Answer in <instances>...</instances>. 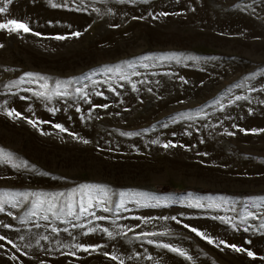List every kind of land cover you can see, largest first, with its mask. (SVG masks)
Masks as SVG:
<instances>
[{"label": "rangeland", "instance_id": "374dc122", "mask_svg": "<svg viewBox=\"0 0 264 264\" xmlns=\"http://www.w3.org/2000/svg\"><path fill=\"white\" fill-rule=\"evenodd\" d=\"M54 2L69 7L53 8L49 0L8 4L12 18L27 20L42 36L0 31V105L7 101L5 106L23 117L50 121L33 127L0 108V149L11 152L19 165L0 161V194L63 192V203L80 185L98 184L109 191L111 211L105 212L104 205L89 209L107 217L99 220L78 217L77 207V215L56 219L41 210L33 217L30 206L6 205L0 212V234L28 255L6 245L7 254L0 249V264H118L104 252L125 264H264L259 259L264 256V133L240 131L264 128V0H83L80 10L81 0ZM73 31L81 35L51 38ZM117 68L129 79L121 80ZM28 73L47 80H34ZM57 81L70 82L60 89L67 95L54 94ZM45 83L47 89L41 87ZM103 104L108 107H93ZM57 123L77 136L52 126ZM168 141L177 146L165 149ZM162 186L179 193H160L156 188ZM121 192L127 195L124 207L117 208ZM197 202L208 206L196 207ZM45 214L49 221L43 220ZM220 216L231 217L238 227ZM5 223H12L13 230L5 229ZM183 224L198 227L216 244ZM53 227L64 243L72 233L79 242L102 247L76 256L61 254L72 248L45 252L34 240L31 248H23L19 235L30 230L53 236ZM89 227L96 231L83 235ZM141 231L157 235L143 237ZM149 239L181 247L192 260L149 244ZM221 239L257 258L219 244ZM41 245L57 247L55 239ZM13 253L19 261L8 259Z\"/></svg>", "mask_w": 264, "mask_h": 264}, {"label": "snow or ice", "instance_id": "6c2138e0", "mask_svg": "<svg viewBox=\"0 0 264 264\" xmlns=\"http://www.w3.org/2000/svg\"><path fill=\"white\" fill-rule=\"evenodd\" d=\"M11 2H12V0H4V3L2 5H0V31H3L8 35H16V36H21V37H22L23 33H31L32 35H35V36H42L43 35L42 33L38 32V31H34L30 27V24L27 20L16 19V18H12L10 16L8 4H10ZM49 3L51 5V7H53V8H57V7L67 8V7H69V5L67 3L57 4L54 2V0H49ZM82 7H83V0H81V5L78 7L77 10H80ZM83 10H87V9H83ZM96 11H99V10L97 9ZM160 15L166 16V15H168V13H160ZM49 23H51V21H49ZM112 26L113 27H119V25H112ZM80 35H81V33L79 31H73V32L67 33L66 35L57 34L51 38L56 39V40H65L68 37H79ZM2 47H3V44H0V48H2ZM144 59H147V57H144ZM178 59L179 58L177 57V60ZM129 67H131V65H129ZM105 70L108 72L113 71L112 68H107ZM116 71H118L120 73L119 78L121 80H128L129 79V77L123 73L122 69L117 68ZM27 75L34 80H38V81H46L47 80V78L44 76L35 77L34 74H32V73H28ZM180 79L183 80L184 78L181 77ZM69 83H70L69 81H57L56 82V91L54 94L61 95V96L67 95L66 91H61L60 89L62 86L66 87ZM13 86H15V85H9L8 87H13ZM41 87L44 89H47L48 84L45 83ZM132 88L134 91L138 90L136 87V84H132ZM76 91L79 92L80 90L77 89ZM112 91H115V89H112ZM148 91L151 92L152 89L149 88ZM262 91H264V89H262ZM35 95L39 96V97H45L46 93L45 92H36ZM84 95L86 98L87 94L85 93ZM96 95L103 96L104 93L98 92V93H96ZM236 99L240 100L241 97L238 96V97H236ZM5 105H7V101H5ZM5 105H0V108H3V114L4 115H6L10 118L28 119L27 117H23L22 113L17 111L15 108L7 107ZM93 107L107 108L108 105L107 104L93 105ZM221 107H223V105H221ZM51 111L54 113L56 111V109H51ZM76 111L79 112L80 109L77 108ZM28 123L32 124L33 127H36L38 125V123H50V121H36V120L28 119ZM52 126L56 129H59L61 132H68V134L72 135L73 137L77 136L76 133L69 132V130L67 128H65L64 125H62V124L57 123V124H53ZM233 127H238V126L233 125ZM240 131L252 132V133H264V128L240 129ZM225 132L229 136L235 135V133L229 132L227 129H225ZM122 135H131V133H122ZM83 143L87 144V143H89V141L85 139V140H83ZM152 143L158 144L160 142L158 140H153ZM162 146L165 149H167L169 147H176L177 145L174 144L172 141H168V142L164 143ZM181 146H183V145H181ZM0 161L12 164L13 167H19V165H17L15 163L13 154L11 152H4L3 149H0ZM77 194H79V201L78 202L76 199ZM126 195L127 194L124 192L120 193V204L117 205V208L124 207V197ZM65 196H66V194L63 192H60V193H43V192H8V193H3V194H0V212L5 211L6 205H10L12 208H18L21 205H24L26 207L30 206L31 216H33V217L37 215L36 210H41L44 213H50L51 217H55L56 219H59L61 215H67V216L77 215L76 209L78 207V209H79L78 217H83V216L87 215V216H94V217H96V219H99V220H104V219H107V217L96 216V213L90 212L89 209L100 206V205H104L103 210L105 212L111 211V209H109L107 207V204L109 202V191L107 188H105L101 185H98V184L80 185L78 187V189H74L71 193H68L67 199L64 200L63 203H61V198L65 197ZM195 206L199 207V208H204V207H207L208 205H204V204L197 202V204ZM7 215L12 217L13 219H18V217L14 216V214L11 211H9L7 213ZM252 215H253V213H251V212L247 213V216H252ZM42 218L45 221L50 220V216L47 214L43 215ZM163 219L166 220L168 218L164 217ZM171 219L176 221V223H178V224L182 223V221L178 220L177 217H175V216H173ZM217 219L221 220L224 223L231 224V226L233 228L238 227V225L232 223L231 217L220 216V217H217ZM242 222H244V221L242 220ZM3 227L5 229L13 230V224L12 223H5V224H3ZM34 227L39 229L41 227V225L35 224ZM73 227L75 228V227H77V225H73ZM79 227L83 228L84 225H80ZM183 227L186 229H189L192 233H195L198 237H200L202 240L206 241L208 244H212V245L216 244L215 239L211 235H208L204 231L200 230L198 227H194V226H191L189 224H183ZM260 227H261V229H264V224H261ZM128 230L133 231V228L130 227ZM17 231H19V230H17ZM64 231L68 232V229L65 228ZM95 231H96L95 227H89L87 229V232L83 233V235H87L88 233H93ZM102 231L104 233H106L109 238H112V239L116 238L114 236L113 232L109 231L108 228H103ZM245 231H247V229H245ZM51 232L54 234L53 236L44 235V234H40V233H36L33 235V234H31V232L29 230L28 235H19V240L24 242L23 248H31L33 246L32 241L34 240L35 244L37 246H40L41 250H43L45 252H51L53 250L60 251L61 248L75 249V251L61 252L62 255H68V256H76L77 251H84V252H89L90 250L96 251L97 249L102 247V245H100V244L79 242L72 233H68V235L71 237V241L69 243H64L62 240L58 239L59 232H58L57 228L53 227L51 229ZM121 234L122 233H116V235H121ZM123 234L126 235V233H123ZM165 234L166 233H161L160 235H165ZM139 235L143 236V237H149V236H156L157 233L150 232V231H141V233ZM53 239L56 240V244H57V247L55 249L44 248L41 245V241H47L50 243ZM0 242H3V243H0V249H5V254H7L6 245H10L12 249H15V253H21V255H28V253L24 252L23 249L21 248V246H19L14 241V239L10 238L8 235L0 234ZM147 243L156 244L157 247L168 249L170 252L176 253V254L180 255L181 257H184L187 260H192V256H190L187 251H185L181 247L175 246L172 243H163V242H158V241H154L151 239H149L147 241ZM247 243H251V241L249 240V241H247ZM219 244H222L225 247H230L231 249H233L236 252H247V255L253 259L257 258L255 252L248 250V249H245L243 247H240L234 243L229 244L227 241L221 239L219 241ZM15 253L8 255V259L12 260V261H19V257ZM103 254L113 261H118V264H125L124 259H121L116 254H112L109 252H104ZM137 257H139V254H137ZM147 258L149 260H153V257L151 255H149ZM129 259H131V257H129ZM259 259L264 260V256L259 257ZM20 264H23V262L21 261ZM39 264H45V261L40 260ZM154 264H159V261H155Z\"/></svg>", "mask_w": 264, "mask_h": 264}, {"label": "trees", "instance_id": "16d2710c", "mask_svg": "<svg viewBox=\"0 0 264 264\" xmlns=\"http://www.w3.org/2000/svg\"><path fill=\"white\" fill-rule=\"evenodd\" d=\"M156 190L160 193H170V192H176V193H179L177 191H174L173 189L169 188V187H165V186H162V187H158L156 188ZM207 193V192H205Z\"/></svg>", "mask_w": 264, "mask_h": 264}]
</instances>
